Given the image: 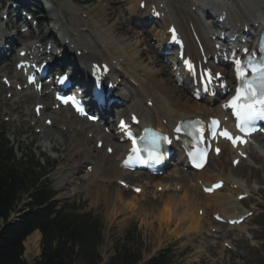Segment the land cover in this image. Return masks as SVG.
Returning <instances> with one entry per match:
<instances>
[{
  "label": "rangeland",
  "instance_id": "374dc122",
  "mask_svg": "<svg viewBox=\"0 0 264 264\" xmlns=\"http://www.w3.org/2000/svg\"><path fill=\"white\" fill-rule=\"evenodd\" d=\"M40 1L43 5L47 4L51 9L46 10L47 12L44 13L46 14L44 16L49 17L54 16L56 12L60 11L62 8H65L68 13V9L73 10V8H77L76 10L79 13L74 14L75 22L73 23V28L76 24H78V22L80 23L83 20L81 19V16L79 17L80 13L85 14L86 12H93L94 10H97L96 7L100 4L107 7V15H110L109 9H113L112 7L110 8V6L117 8L118 11L115 13L119 23H122L126 19L130 20V18H128L130 16V12L128 13V11H130V0H119L111 4L109 3L111 0L81 1L82 3H85V5H72L69 2H64L66 0H59L57 4L55 3V0ZM43 7L46 8L47 6L44 5ZM85 7L86 9L82 10V8ZM67 11L65 13L66 22L64 23L61 19L60 24H58L61 27H65L66 23L69 21ZM94 15L97 14L94 13ZM131 19V26L136 27L135 29L139 30V25H137V22H135L134 26L133 18ZM111 23H114L118 26L116 20H112ZM47 24V21L46 23H42L43 31L41 36H47ZM82 25L87 27L89 33L90 28L86 25V23L78 25V28L83 27ZM106 27H108V24ZM139 31H145V29L143 28ZM62 32L65 34L63 30ZM117 32H114L113 35L119 36L120 34ZM145 36L149 41V44H151L152 41L149 39L148 34H145ZM87 40L90 42V39ZM136 40V38L134 39V37H131L130 42L128 43L132 45L136 42ZM93 42L94 40L91 43ZM142 42L144 41H141L138 44H141ZM144 52L145 54L151 53L148 51ZM160 65V62L158 61L154 67L160 70ZM2 73L11 74L12 70L9 69V66L5 65L4 67H0V74ZM158 77L163 79L169 78V81H167L169 92L175 93L178 91V88L173 86L170 77L161 73L158 75ZM125 91L126 89L122 88L120 92L125 93ZM5 95L6 90H3V92H1L0 98V131L8 136L11 144H17V157H20L21 153L29 155L30 151L35 157L39 158V161L43 166H47V163H49V165L54 164L53 168H51L52 170L50 169L51 172L49 174V180L55 190V198L59 204L67 202L71 207H73V209H76L73 210V212H89L91 214L89 223L95 229V233H93L91 237L93 241L97 242L95 256L93 255V257H97L98 264H111L116 260L118 264H136L139 260L141 261L147 259L148 256L152 255L155 251L165 248L166 246L171 247L173 261L177 264H264V251L262 249L264 245L262 239V235L264 233L263 152H261V154L258 150H251L250 155L253 160L252 163L249 164V160L242 161L237 168L233 169L229 166V158L231 155H228V153L225 151L218 159H213L209 162V165L203 171V176L184 171V167L182 166L173 165V167L168 169L161 176L162 181H166L164 182L165 184L167 182L170 183V185L168 183L166 184V187L170 186L168 190L156 191L155 188L150 185L149 180L142 179L143 184L146 183L149 185H145L143 191L139 195H133L129 191L126 192L123 191V189L121 190V188H119L116 184L115 177L117 175L113 174L114 171L119 170L116 163V151L110 157H106L102 150H95L93 153V156L96 159H101L102 163L108 166L110 175L107 177L105 176L106 174L100 172L98 177L101 176V178H98L96 181H94V179L97 177L91 176L93 179L91 177H89L88 180L83 179L80 172L76 174L67 173L65 171L62 174L58 173L59 169L63 167L72 168L73 165L71 164H73L74 161L79 160L82 162L83 160L84 153L80 156L76 155V151L72 146L73 141H77V143L80 144V149L94 148V141L89 140L88 137L93 133V131H96V127L90 125L88 127V124L86 123L74 121L71 118L68 119L66 112H63L62 114L60 112L59 114H55L57 118L61 117L60 122H58L56 126L44 131V133L35 134V127H31V122H33L31 121L33 120L32 117H30L27 121V117L25 116L27 111L26 107H30L33 104V100H25V102L19 101V107V105H14L15 103H12V100H5ZM15 95L18 94L15 92ZM141 104H143V102H141ZM126 107L127 106H125V108ZM18 110H20L24 116V123L22 124L15 123ZM46 115H48L47 111ZM6 118H8L7 121H5ZM38 122L40 123L42 121L38 120ZM61 124H63V126H61ZM62 127H65L64 131L61 130ZM45 138L51 139L49 145L56 152L55 160L51 159L52 157L49 156L51 153L46 148L47 141H45ZM104 165L103 167H106ZM84 166L86 165L82 164L81 170H83ZM214 173H219L220 175L227 177H235V179L237 178L247 182L246 185L251 187L253 192H251L252 198L244 203V208L250 209L255 207L257 209V213L253 215L247 223L243 224L245 226L244 231H240L243 225L240 230V226H236L234 228L239 231H228L225 226L221 227V224H215L211 219V212H209L203 213V217L199 216L198 220L201 225L199 231H203L202 233L192 230H188L185 232L186 234L183 233V231L188 229L186 228L188 223H184V227H181L180 229L182 232L179 231L177 236L176 234L174 235L172 230L176 229L177 219L179 220L184 214L183 209H185V205H183L180 195L182 196L181 193L187 189L185 184H188L192 181L194 184L198 177L205 178L211 176V174ZM122 174L126 175L128 179L133 180L134 176L125 173ZM176 174H179L181 178H175ZM121 175L118 176L117 179H119ZM157 181H160L159 177ZM65 182H67L69 185L65 184ZM181 183L184 185L182 186ZM72 184L76 186H72ZM174 184H181L183 190L175 191ZM227 186L228 185L224 186L223 188L227 190L226 193L225 191H221V194L228 193L229 189H227ZM248 186L247 190L250 192ZM193 193L202 199L198 189L193 191ZM170 194L175 195L173 198L175 204L177 202V205L176 207H171L173 212L171 220L173 221L166 225V220L164 219H167L168 215L170 214L167 210L168 207L165 206L164 200L169 198L168 196H171ZM232 197L235 199V196ZM19 201V208H22L27 203L26 199H21ZM129 204L131 205L130 208ZM232 205L234 206V204ZM204 218L207 220L206 222H204ZM217 226L218 228L221 227L217 233L214 234L209 232L210 227L212 229H218ZM192 232L197 234H190ZM28 237L29 236H27L24 241H26ZM225 241L232 245V251L226 249L223 246ZM200 249L203 251L198 254V250ZM76 251L77 247L74 249V252ZM39 252L40 238L36 253L33 251L25 252L24 248L23 258L25 259L26 264H33L38 258ZM73 259L74 264L82 263V260L79 258L75 257Z\"/></svg>",
  "mask_w": 264,
  "mask_h": 264
},
{
  "label": "bare ground",
  "instance_id": "6f19581e",
  "mask_svg": "<svg viewBox=\"0 0 264 264\" xmlns=\"http://www.w3.org/2000/svg\"><path fill=\"white\" fill-rule=\"evenodd\" d=\"M69 1L75 2L76 0H69ZM116 1L119 0H111V2L109 3L110 4L115 3ZM140 1L141 0H130V6H129L130 16L128 17L130 18V20L126 19L122 23H119V20L116 18L115 12L118 11V9L115 8L114 6H110V8L111 7L113 8V9H109L110 15H107L108 13H106L107 7L101 4L96 7L97 10L93 9L94 10L93 12H86L85 20L83 19L80 23L78 22V24L86 23V25L90 28L88 35H84L90 39V42L87 39L83 40L81 38V36L83 35L81 34L80 30H77L76 25L78 24H76L75 27L72 29L74 32L72 34V37L71 36L69 37L70 39L68 44L63 46V49H65V55L64 58L58 62V66L64 68L67 64L73 63L74 66L76 67V79H81L85 81L86 80V78L84 77L85 66L82 67V65H87L90 61H97V59H100V61L102 62H106V63L108 62L114 68L113 72L115 73V77L121 78L122 81L118 86L122 85V86L130 87L131 86L130 80L137 82V89L135 88L137 92L135 91L132 94L130 93L131 95H128L129 99L131 100H129L130 104L128 103L129 105H128L127 114L129 115V113L131 112L138 114V116L141 119V125H149L150 123H154L157 127L158 126L162 127L160 125L161 121L166 120V125L164 127L167 129H171L175 121L177 120L184 118H193V117L206 118L209 115H212L213 110L211 109V107H209V103H210L209 99L205 98L202 101L194 100L188 95V90L184 89V87L187 86L186 82H184L182 86H177L173 81L172 73L167 70V67L164 64L162 65L160 63L161 64L160 70L154 67L159 61L158 59L159 58L162 59V58L160 57L159 51L155 48V46L149 44V41L147 40L143 31H139V30H142V27H144L141 23H144V25H148V22L152 21L153 31L151 32L150 36L157 38L158 41H163L164 33L169 23L172 22L173 24L174 23L177 24L182 36L185 39L186 55H190L192 58L195 59L198 55V52L192 40L188 38V32L185 30L184 25H188V23H193L195 28H197L199 31V36L201 38L202 43L204 44V47L206 46V49H208L209 42H207L206 40L207 32L203 30L205 28L203 27L201 20L199 19V16H197V11H191V7L199 6L198 8H200V3L202 2V4L205 3L208 6L212 5V7H210L212 9L214 7L215 0H190V5H189L190 10L187 9L186 7L187 4L185 0L183 1L145 0L146 4H150L152 2H155V4L157 5L160 2L164 4L163 11L165 13V18L159 20L146 19L147 13L139 10L137 7ZM227 1H230V4L236 7L235 11L229 8V6L225 8V10L228 12L227 24H229V20H230V22L236 28L238 21L243 22L244 24L250 23L253 26L252 28L260 26V20L264 18L259 17V19H257L254 16L258 15L257 13L258 10L260 11L264 10V0H218L215 2L227 4L228 3ZM75 13L77 12L74 11V14ZM94 13H96L97 15H94ZM133 15L138 16V19L140 20V26H139L140 28H138L139 30H136L135 27H132L130 24L132 20L131 18L134 17ZM112 20H116L118 26L115 25L114 23H111ZM107 24L108 27H106ZM55 26H56L55 24L50 26L51 29L49 35L55 36V34L57 33L62 34V41H63V39L67 36L66 32L65 34H63V32L57 30ZM213 26L216 25L212 24L211 27ZM114 32H117L120 35L115 36L113 35ZM84 36L83 38H85ZM131 37L137 39L136 42L133 43L132 45L128 43L130 42ZM0 38H5L11 46L13 45V43H15L14 40L11 42V38H12L11 34L8 35L7 33L1 32ZM93 40L94 42L91 43ZM141 41L144 42L138 44ZM37 42L39 41L28 42L25 45H22L21 48L29 50L32 54L36 55L38 52V48L32 49V47L35 46ZM70 44H72V48L70 47ZM141 45H144L145 47ZM76 50H82L83 51L82 55L81 56L76 55L75 58L70 60L69 54L75 53ZM144 51L146 52L148 51L151 53L145 54ZM116 66L118 68H115ZM222 70L225 74L226 81L230 82L231 81L230 73L225 68H222ZM160 73L171 78L172 83H174V86L178 88L177 92L179 93L177 92L171 93L168 91L169 89H168L167 81H169V78L167 79L159 78L158 75ZM18 76L19 73L15 71L14 78L17 79ZM132 89L134 90V88ZM116 96L120 97L121 95H116ZM120 98L123 99V101H125V98H127V96L124 97L122 96ZM142 98L144 104H141ZM147 101L152 102L151 107H147V105H145ZM37 104H43L41 99L38 100ZM123 112H124L123 109L118 110L119 114H122ZM42 113L46 114L45 108H43ZM48 117L49 116L47 115L45 118ZM50 118L57 121V119L54 116L53 117L51 116ZM102 136L104 137L105 135L102 134ZM113 139H116V137L114 136ZM258 142H259L258 145L259 147H257V149L261 150V152L264 153V140L260 139L258 140ZM114 145H116L118 148L116 156L117 158H120L123 154L125 145L121 143H114ZM72 146L74 147L73 149H75L76 152L84 153L82 163L91 165V172L89 173L91 174V176L98 177L100 172L106 174L105 175L106 177L110 175L108 171L109 170L108 166L104 165L101 159H95L93 157V152H94L93 149L90 148L87 150L84 149L79 150V147L81 146L79 143H77V141H73ZM262 155L264 157V154ZM179 160L180 157L177 156L176 161L178 162ZM82 163L79 160L74 161L73 164H71L73 165L72 171L74 169L81 168ZM103 165L106 167H103ZM207 166L208 163L200 172H196L195 174L202 175L203 171ZM122 173L123 171L121 169L113 172V174L117 175L115 177L116 179ZM208 177L205 178L201 177L203 178L201 179L203 180V182L201 183L208 184L217 179L221 180L222 175H220L219 173H214ZM150 179L154 180L156 188L158 185H160L161 187L163 186L166 187L167 183L162 184L160 181H157L158 177H150ZM225 179L230 180L231 185H236L239 193H242L245 190L248 191L245 181L235 178L230 179L229 176L228 177L225 176ZM197 180L196 182H194L196 186L198 184ZM183 185L184 184H182V186ZM186 187L187 189L181 193L182 196L180 195L181 197L180 199L182 200L183 205H185V209H183L184 214L181 216L179 220L174 217L175 219H177L176 229L172 230V233L174 235L176 234L177 236V234H179L181 227H184L183 226L184 223H188L186 226V228L188 229L183 231V233L187 232L188 230L200 232L199 229L201 225L198 220L199 216L197 214H194L197 213L198 210H202V214L209 213V211H211L212 213L219 212L225 218L235 216L234 214L235 205H237L238 202L236 201V199H234V197L231 196L233 190L229 189V184L227 186V189H229L227 194H221L219 191H216L213 192L211 195H207V196L201 195L202 199L197 197V195L193 193V191L191 190L192 189L191 184L186 185ZM170 195L171 196H168L169 198H166L164 200L165 206L168 207L167 210L170 214L168 215L167 219L166 218L164 219L166 220V225H168L169 223H171V221H173L171 220L173 216L171 207L172 206L176 207L177 205V202L175 204L173 198L175 197V195L174 194H170ZM232 204H234V207H232L233 206ZM130 207L131 205L129 206V208ZM241 227L242 226L240 225L239 230L241 229ZM39 235L40 233L38 231H34L31 235H29L27 240L23 242L24 244L23 246H25L24 247L25 252L27 251L30 252L33 251L35 253L37 252L39 238H40Z\"/></svg>",
  "mask_w": 264,
  "mask_h": 264
},
{
  "label": "trees",
  "instance_id": "16d2710c",
  "mask_svg": "<svg viewBox=\"0 0 264 264\" xmlns=\"http://www.w3.org/2000/svg\"><path fill=\"white\" fill-rule=\"evenodd\" d=\"M43 175L44 168L33 156L17 159L5 135L0 134V264H26L23 241L34 230L41 235L34 264H74L75 257L81 264H98L93 257L97 242L91 237L95 229L89 223V213H71L69 205L51 201L54 193L47 181L41 180ZM24 193H29L31 201L16 211ZM13 212L19 214L8 222ZM116 261L111 264H118ZM145 264L176 263L165 248Z\"/></svg>",
  "mask_w": 264,
  "mask_h": 264
},
{
  "label": "snow or ice",
  "instance_id": "6c2138e0",
  "mask_svg": "<svg viewBox=\"0 0 264 264\" xmlns=\"http://www.w3.org/2000/svg\"><path fill=\"white\" fill-rule=\"evenodd\" d=\"M173 40L176 39L175 30L173 29ZM247 53V49L244 50ZM185 65L188 67L189 71H193V65L189 61H185ZM235 73L237 79L241 82L240 85L235 90V95L228 101L226 107H230L232 109V115L236 117V128L239 133L243 135H233L228 129H220V122L216 119L211 121V126L208 129L210 132L211 138L215 140L218 136L223 137L225 140L231 142L233 147L237 144L246 143L245 136L251 135L253 131L256 130V122L264 121V62H261L259 65H254L249 62L247 65H244L242 60L239 58L234 59ZM248 69L251 70V73L255 76L254 79H249ZM258 74V75H256ZM212 73L205 72L203 73V78H207L209 81L212 77ZM219 75V74H215ZM63 79V77H62ZM29 82H33V78L29 77ZM73 100L74 98H69ZM68 103V100L64 101ZM78 111H82L79 107H77ZM121 128H125V124L121 121ZM175 131L179 133L181 131L180 127H176ZM195 132L198 134V140L200 143H205V129L203 127H197ZM129 139L132 141V149L131 152L136 155L138 160L143 162V158L140 156V149L137 147V140L133 137V134L128 131L126 132ZM191 134V133H190ZM159 137H154L152 140V145L155 146L157 144ZM168 143H171L167 137L164 138ZM211 145H208L210 148ZM208 148L204 149H196L195 152L191 153L193 160L196 162L197 167H203L204 162L208 155ZM149 151L150 158L152 157L151 150ZM216 153L219 154L221 149L217 147L215 149ZM243 155V153L241 154ZM131 158V157H130ZM158 158V157H155ZM214 188H219L220 184H216L213 186ZM136 191H140V189H136ZM206 191H212V189H206ZM219 218V217H218Z\"/></svg>",
  "mask_w": 264,
  "mask_h": 264
}]
</instances>
